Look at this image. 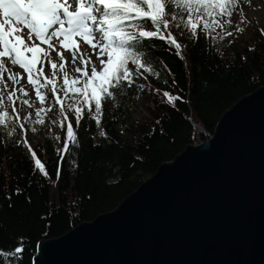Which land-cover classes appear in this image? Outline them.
I'll use <instances>...</instances> for the list:
<instances>
[{"label":"trees","instance_id":"16d2710c","mask_svg":"<svg viewBox=\"0 0 264 264\" xmlns=\"http://www.w3.org/2000/svg\"><path fill=\"white\" fill-rule=\"evenodd\" d=\"M172 31L177 34L175 28ZM229 31L233 35L227 45L216 34L193 39L184 30L182 37L177 34L183 45L180 54L155 41L159 46L152 48L150 59L156 75L138 77L125 98L106 111L101 128L91 119L82 121L79 143L70 145L66 153L60 148L70 142L63 139L65 130L59 124L35 144L33 149L47 165V177L34 169L27 146L17 145L12 138L4 140L0 145V250L14 249L23 237L26 246L19 264H33L39 241L114 209L160 164L213 134L229 107L264 85V26H238L232 20ZM164 91L182 99L169 104ZM140 99L144 113L133 118ZM50 114L60 119L56 108ZM101 130L107 136H100ZM59 135L62 139H53Z\"/></svg>","mask_w":264,"mask_h":264},{"label":"snow or ice","instance_id":"6c2138e0","mask_svg":"<svg viewBox=\"0 0 264 264\" xmlns=\"http://www.w3.org/2000/svg\"><path fill=\"white\" fill-rule=\"evenodd\" d=\"M240 9L238 0H0V145L12 138L27 146L34 169L47 177V165L27 140L25 121L36 131L56 108L60 119L52 123L65 130L63 139L70 143H62L60 152L66 153L79 143L82 121L101 128L106 111L138 77L156 75L150 59L159 46L155 41L180 54L177 34L215 38ZM163 96L169 104L182 99L170 91ZM25 108L35 109V119L32 112L21 115ZM59 168L58 160V177ZM25 246L19 237L14 249L0 250V261L19 264Z\"/></svg>","mask_w":264,"mask_h":264},{"label":"water","instance_id":"95a60500","mask_svg":"<svg viewBox=\"0 0 264 264\" xmlns=\"http://www.w3.org/2000/svg\"><path fill=\"white\" fill-rule=\"evenodd\" d=\"M33 264H264V85L114 209L39 241Z\"/></svg>","mask_w":264,"mask_h":264},{"label":"rangeland","instance_id":"374dc122","mask_svg":"<svg viewBox=\"0 0 264 264\" xmlns=\"http://www.w3.org/2000/svg\"><path fill=\"white\" fill-rule=\"evenodd\" d=\"M238 3L241 5V9L234 12V16L231 18L238 26H243L245 24H248L249 28H256L258 25L264 26V0H238ZM221 23H224V21H221ZM228 27L229 24H224L223 29L218 28L216 31L217 33H220V35L218 36L223 39L224 43L230 45L231 40L229 36L226 35V33L228 32ZM247 36L248 33L246 32L244 38H246ZM16 87H19V85H17ZM10 88L11 85L9 87V90ZM29 92L31 98L35 99L34 95L31 92V89H29ZM5 102L7 103V101ZM45 106L47 107V105ZM17 107H19V105H17ZM35 107H39V104L37 103ZM144 108L145 105L143 101L140 99L139 107L134 112L133 118L140 117L144 113ZM34 110H35L34 108L32 109L25 108L21 112V115L23 116L26 115L28 112H32L33 119H35ZM45 119H46V123L44 125H35V128L37 129L36 131H32L33 125L26 126L28 128L27 140L31 144L32 148H34L37 142L43 141L49 135V132L55 130L57 127L56 124L52 123L54 118L51 116L50 113L47 114Z\"/></svg>","mask_w":264,"mask_h":264},{"label":"bare ground","instance_id":"6f19581e","mask_svg":"<svg viewBox=\"0 0 264 264\" xmlns=\"http://www.w3.org/2000/svg\"><path fill=\"white\" fill-rule=\"evenodd\" d=\"M4 79L7 80V75H5ZM208 136H210V134H208Z\"/></svg>","mask_w":264,"mask_h":264}]
</instances>
